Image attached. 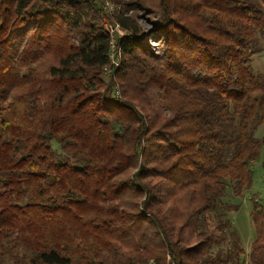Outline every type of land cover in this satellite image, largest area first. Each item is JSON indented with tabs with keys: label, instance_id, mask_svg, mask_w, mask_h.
<instances>
[{
	"label": "trees",
	"instance_id": "trees-1",
	"mask_svg": "<svg viewBox=\"0 0 264 264\" xmlns=\"http://www.w3.org/2000/svg\"><path fill=\"white\" fill-rule=\"evenodd\" d=\"M114 2L128 36L107 80L96 0H0V264H244L223 199L263 146L264 0Z\"/></svg>",
	"mask_w": 264,
	"mask_h": 264
},
{
	"label": "rangeland",
	"instance_id": "rangeland-1",
	"mask_svg": "<svg viewBox=\"0 0 264 264\" xmlns=\"http://www.w3.org/2000/svg\"><path fill=\"white\" fill-rule=\"evenodd\" d=\"M102 7L103 12L107 13L104 9V6L109 3L114 6V11L111 14H106L102 18V24L105 26V23L108 21L109 23L114 24L116 16L122 9V4H117L114 0H96ZM136 17L139 25L144 29V31L152 30L151 21L155 22L156 18L152 15H149L143 11H137L135 13H129ZM155 44L154 42H152ZM257 48L260 50V53L255 55L254 57V68L257 71L264 72V37L258 35V46ZM105 79L110 78L105 75ZM108 80V79H107ZM120 87L117 84L115 91H119ZM256 137L259 138L263 142V146L260 152L259 159L253 166V180L252 186L249 190H246L241 197L235 196L231 189L226 191L225 197L223 201L225 204L227 202L231 205L238 206V209L230 213V218L232 220V231H234L240 241V245L243 248L244 254V264L249 263V254L252 249L253 242L255 241L256 234L255 228L252 221V198L257 199L260 202H264V125H261L257 128ZM57 152L60 153L63 157V153L61 149L56 148ZM214 223L211 222V226L213 227ZM226 248L229 247V243L225 245ZM216 251V249H215ZM4 264H12L9 261H6Z\"/></svg>",
	"mask_w": 264,
	"mask_h": 264
},
{
	"label": "built area",
	"instance_id": "built-area-1",
	"mask_svg": "<svg viewBox=\"0 0 264 264\" xmlns=\"http://www.w3.org/2000/svg\"><path fill=\"white\" fill-rule=\"evenodd\" d=\"M104 9L107 12L105 14L108 15L114 11V6L107 3L104 6ZM104 27L110 35V65L105 68V73L106 75L111 76L113 74V71L120 67L121 63L122 54L120 51H117L118 41L121 38L128 36V34L116 22L112 24L107 21ZM117 94H119V91H117ZM145 264H156V262L154 259H150ZM167 264H174L170 260V257H168Z\"/></svg>",
	"mask_w": 264,
	"mask_h": 264
}]
</instances>
